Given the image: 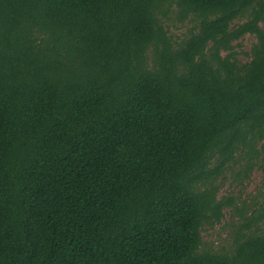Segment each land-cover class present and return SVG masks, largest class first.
Returning <instances> with one entry per match:
<instances>
[{
  "label": "trees",
  "instance_id": "trees-1",
  "mask_svg": "<svg viewBox=\"0 0 264 264\" xmlns=\"http://www.w3.org/2000/svg\"><path fill=\"white\" fill-rule=\"evenodd\" d=\"M262 24L264 0H0V264H264L263 214L201 235L234 206L214 179L264 161Z\"/></svg>",
  "mask_w": 264,
  "mask_h": 264
},
{
  "label": "rangeland",
  "instance_id": "rangeland-1",
  "mask_svg": "<svg viewBox=\"0 0 264 264\" xmlns=\"http://www.w3.org/2000/svg\"><path fill=\"white\" fill-rule=\"evenodd\" d=\"M169 34L175 40H180L187 33L186 22L178 23L169 21ZM264 28V24H262ZM255 41L254 35L247 34L234 44L236 50L247 51ZM242 61L248 60L247 56L239 54ZM237 157V155H236ZM241 164L230 165L228 169L214 179L217 185V197H231L234 206H226L222 210V217L213 224L204 223L201 228L203 247L210 250L226 251L235 235L236 229L251 217L262 218L257 222L251 231L264 232V161H259L247 177L236 178L241 170ZM257 227V230H255Z\"/></svg>",
  "mask_w": 264,
  "mask_h": 264
}]
</instances>
